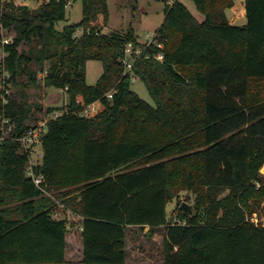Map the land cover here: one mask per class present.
Masks as SVG:
<instances>
[{"label":"trees","instance_id":"trees-1","mask_svg":"<svg viewBox=\"0 0 264 264\" xmlns=\"http://www.w3.org/2000/svg\"><path fill=\"white\" fill-rule=\"evenodd\" d=\"M77 1L30 9L0 0V41L13 37L7 68L21 89L0 102V118L15 125L0 141V264L66 262L69 221L55 217L51 195L83 218L85 264H126L132 226L150 236L163 227V264H264V225L248 219L264 209V0H245L244 25L227 16L234 0H192L203 20L181 0H160L163 47L147 46L134 65L154 105L132 89L121 61L129 43L141 45L133 29L99 34L94 25L109 19V0H82L80 23L56 29ZM90 60L104 66L95 85ZM45 71L72 113L48 123L35 167L41 189L18 138L34 107L25 87ZM80 97L104 108L80 116ZM181 190L196 194L197 211L171 224L167 206Z\"/></svg>","mask_w":264,"mask_h":264},{"label":"rangeland","instance_id":"rangeland-1","mask_svg":"<svg viewBox=\"0 0 264 264\" xmlns=\"http://www.w3.org/2000/svg\"><path fill=\"white\" fill-rule=\"evenodd\" d=\"M187 7L197 15L200 20H203V15L197 10L195 3L192 0H181ZM244 0H234V6L227 9L226 13L229 20L236 23V25H244L247 23L246 10L244 5ZM42 1H33L29 6L30 9H37L40 7ZM165 4L160 0H109V11L110 17L107 21L104 20L103 15H99L95 20L94 25L98 28L99 34H111L113 32H127L129 29H133L139 42L143 45L147 41H156L155 37L157 31L162 26L165 21ZM228 11V12H227ZM83 18V4L82 0H78L76 3H70L67 8V20L59 22L56 25V29L62 31L68 25L74 23H80ZM231 22V21H230ZM84 33V28H79L76 32V37L80 38ZM140 45V46H141ZM50 62H45V69H49ZM87 72V83L89 85H95L100 78L101 74L104 72V66L101 61L90 60L86 67ZM46 72H40L38 75V82L35 85H28L25 87L26 94L28 96L29 103L34 105L31 120L29 122L30 126L36 125L38 122L45 119H49V109L53 111L57 110V114H61L68 104V95L65 90H61L56 87L47 86L45 83ZM27 82V78H22L21 82ZM132 89L144 100L151 104H155L152 99L146 84L143 81L134 80L132 77ZM13 91L18 93L21 91L20 88H16ZM100 102V101H97ZM101 104V102H100ZM100 107V108H99ZM103 104L101 106L96 105L94 110L90 111V115L93 116L97 114L98 111L103 109ZM261 174L264 176V167L261 169ZM66 188L62 191H65ZM74 193H77V188L74 189ZM228 193L225 192L223 195ZM52 202L56 204V214L64 218L65 215V205L63 204V198L51 195ZM196 194L189 190H181L174 197V199L169 202L167 206V217L169 223H174L179 221L183 223L182 213L180 206L183 202H187L193 206V212L197 211L196 206ZM264 208V205H263ZM183 212V211H182ZM254 223L264 225V209L254 212L248 217ZM135 229V228H134ZM159 231L158 235L150 236L148 233L144 236L140 229L129 230V249L130 257L132 252L136 251L138 248L139 256L132 255V262L129 264H163V238L164 229ZM155 237L153 240L152 238ZM133 250V251H132Z\"/></svg>","mask_w":264,"mask_h":264},{"label":"built area","instance_id":"built-area-1","mask_svg":"<svg viewBox=\"0 0 264 264\" xmlns=\"http://www.w3.org/2000/svg\"><path fill=\"white\" fill-rule=\"evenodd\" d=\"M33 1L39 0H3V2H13L17 6H27L30 5ZM48 1V0H41ZM77 35V34H76ZM157 37V35H156ZM155 37V38H156ZM156 40V39H155ZM13 43L12 36H5L0 41V102L3 105H6L10 102V97L13 93V83H12V74L7 68V59L10 55V52L7 51L6 45H10ZM152 44H156L160 48L163 47L162 43L159 41H147L143 45L134 47L132 43H129L125 50V55L121 59L122 63L125 65L126 72H130L134 80L140 81V76L134 73V65L139 58L145 48ZM158 60H163V54H159L155 56ZM46 72V71H45ZM47 74V72H46ZM109 98H112V93L108 94ZM79 102L81 103V107L75 111L74 113L79 114L80 116H84L87 118L94 117L101 111H98L97 114L93 116L90 115V111L95 109L96 105L101 106L102 103L94 102L89 105H85L82 98H79ZM100 108V107H99ZM96 110V109H95ZM72 113L69 108H66L61 114H57V110L51 111L49 116L52 115L49 119H45L43 121L38 122L36 125L30 126L29 129L25 132V134L18 138L21 146L29 152V165L27 168V175L32 178L34 184L42 189V185L45 183V176L43 174L35 173V167L42 165L44 158V149H43V138L48 131V123L51 120H55L64 114ZM15 125L10 118L6 116H2L0 118V131L2 133L0 137V141L5 140L8 135L14 130ZM57 218H62L59 215Z\"/></svg>","mask_w":264,"mask_h":264},{"label":"crops","instance_id":"crops-1","mask_svg":"<svg viewBox=\"0 0 264 264\" xmlns=\"http://www.w3.org/2000/svg\"><path fill=\"white\" fill-rule=\"evenodd\" d=\"M244 5H245V2H244ZM230 21L232 24L236 25V23L232 22L231 19H230ZM65 213L68 214V216L65 215L64 218L68 219V221H69V224H68L69 234L67 237L68 247H67V251H66V262L61 263V264H85L82 262V260H83V245H82L81 234L83 231V228H82L83 227V224H82L83 218L79 215L74 214L68 208L65 209ZM58 215L59 214H55V217H57ZM134 228L136 229L137 227L132 226L129 229L135 230ZM160 230H162L161 232H163V227H160V229H158V231L155 233L154 236L158 235ZM148 231H149V227H146V229L144 230V232L142 234L145 236L148 233ZM129 237L130 236L128 234V239H130ZM128 239H127V241H128ZM152 239L154 240L155 237H153ZM127 250H128V255H127L126 264H129V262H132V260H131V257H133L132 255L136 254V256H134V257L139 256L138 254H139L140 249L138 248L136 251H134V253L132 252V255L130 257L129 243L127 242Z\"/></svg>","mask_w":264,"mask_h":264},{"label":"water","instance_id":"water-1","mask_svg":"<svg viewBox=\"0 0 264 264\" xmlns=\"http://www.w3.org/2000/svg\"><path fill=\"white\" fill-rule=\"evenodd\" d=\"M180 209L186 214H193V206L187 202H183L180 206Z\"/></svg>","mask_w":264,"mask_h":264}]
</instances>
